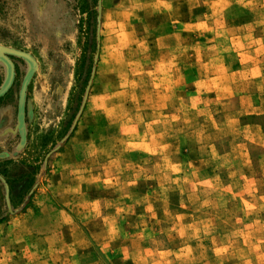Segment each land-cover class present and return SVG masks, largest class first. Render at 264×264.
<instances>
[{
    "label": "rangeland",
    "instance_id": "374dc122",
    "mask_svg": "<svg viewBox=\"0 0 264 264\" xmlns=\"http://www.w3.org/2000/svg\"><path fill=\"white\" fill-rule=\"evenodd\" d=\"M0 46V264H264V0H0Z\"/></svg>",
    "mask_w": 264,
    "mask_h": 264
},
{
    "label": "crops",
    "instance_id": "0c3cea01",
    "mask_svg": "<svg viewBox=\"0 0 264 264\" xmlns=\"http://www.w3.org/2000/svg\"><path fill=\"white\" fill-rule=\"evenodd\" d=\"M0 183H4V180L2 178H0ZM9 211V210H8ZM8 217L7 214H2L0 215V223L3 222L6 218Z\"/></svg>",
    "mask_w": 264,
    "mask_h": 264
},
{
    "label": "water",
    "instance_id": "95a60500",
    "mask_svg": "<svg viewBox=\"0 0 264 264\" xmlns=\"http://www.w3.org/2000/svg\"><path fill=\"white\" fill-rule=\"evenodd\" d=\"M0 49L2 51H11V50L7 49L6 47H3V46H0ZM0 178H2V177L0 176ZM6 191H7V187H6Z\"/></svg>",
    "mask_w": 264,
    "mask_h": 264
},
{
    "label": "flooded vegetation",
    "instance_id": "af4514ba",
    "mask_svg": "<svg viewBox=\"0 0 264 264\" xmlns=\"http://www.w3.org/2000/svg\"><path fill=\"white\" fill-rule=\"evenodd\" d=\"M2 53V51H0Z\"/></svg>",
    "mask_w": 264,
    "mask_h": 264
},
{
    "label": "bare ground",
    "instance_id": "6f19581e",
    "mask_svg": "<svg viewBox=\"0 0 264 264\" xmlns=\"http://www.w3.org/2000/svg\"><path fill=\"white\" fill-rule=\"evenodd\" d=\"M0 51H1V49H0Z\"/></svg>",
    "mask_w": 264,
    "mask_h": 264
}]
</instances>
